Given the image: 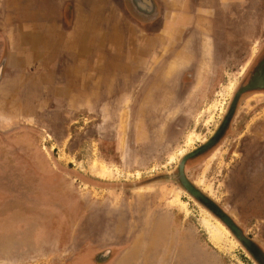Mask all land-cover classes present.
<instances>
[{
    "label": "rangeland",
    "instance_id": "rangeland-1",
    "mask_svg": "<svg viewBox=\"0 0 264 264\" xmlns=\"http://www.w3.org/2000/svg\"><path fill=\"white\" fill-rule=\"evenodd\" d=\"M256 22L261 41L264 13ZM243 67L203 70L202 82L180 75L171 90L160 87V100L155 82L98 80L46 126L34 120L28 129L2 132L37 144L10 153L41 155L47 166L33 163L37 172L23 179L10 154L0 153V264H89L81 254L94 249L110 250L111 264H260L170 176L190 158L178 180L195 181L203 197L223 206L224 219L264 257V162L251 163L264 140L255 130L264 123V96L241 103L208 156L192 151L219 124ZM158 100L157 108L148 103ZM13 226L21 234L8 235Z\"/></svg>",
    "mask_w": 264,
    "mask_h": 264
},
{
    "label": "crops",
    "instance_id": "crops-1",
    "mask_svg": "<svg viewBox=\"0 0 264 264\" xmlns=\"http://www.w3.org/2000/svg\"><path fill=\"white\" fill-rule=\"evenodd\" d=\"M154 2L183 17L188 0ZM129 4V0H0V153L10 154L7 161L21 169L23 179L37 172L34 164L42 170L47 161L41 155L10 153L11 147L37 144L1 138L2 132L28 129L37 116L39 127L46 126L52 100L68 99L72 104L73 99L84 98L97 79L121 82L151 71L154 24L151 18L133 14ZM144 49L149 54L143 69L139 61L145 58ZM46 178L42 176L43 181ZM11 229L8 235L21 234L16 227ZM45 232L46 226L35 231L36 246ZM96 251L81 255L89 264H100L93 259ZM81 259L77 263L86 264ZM109 259L105 264H111Z\"/></svg>",
    "mask_w": 264,
    "mask_h": 264
},
{
    "label": "flooded vegetation",
    "instance_id": "flooded-vegetation-1",
    "mask_svg": "<svg viewBox=\"0 0 264 264\" xmlns=\"http://www.w3.org/2000/svg\"><path fill=\"white\" fill-rule=\"evenodd\" d=\"M129 2L133 14H142L147 19L151 18L156 35L153 38V67L151 71L124 81L131 79L136 82H155L156 85H153V88L160 100L162 92L160 87L163 86L166 91L171 90V86L176 84L180 75L181 77L192 75L198 82H202L201 77L205 72H208L205 74L207 76L222 70L223 67H235L234 70L237 71L244 66L235 86L232 85L233 88L232 86L230 88L232 90L219 124L215 125L208 138L192 150L193 153H201L200 156H208L210 150L217 146L230 130L241 103L252 96H264V35L261 41L255 39V35L261 31L256 19L260 16V12L264 13L261 11V0H188L187 10L182 12L183 17H175V12L166 11L163 4H160L158 8L154 0H129ZM143 53L145 58L143 61L140 60L139 64L144 69L147 67L149 51L144 49ZM199 66H202L201 75L197 74ZM151 95L153 94H150L149 97ZM73 100L75 101V99ZM159 100L148 103L156 105L157 108ZM56 102H59L58 107ZM51 104L53 113L48 115L47 124L53 121L54 115L72 105L71 100L68 99L52 100ZM155 107L153 106L152 109ZM37 117L36 121L39 122L40 118ZM43 120L44 118H42ZM255 130L264 132V123L257 126ZM258 137H262L261 134L256 136L258 140L255 139V145L256 142L261 141ZM254 157L251 163L255 162L254 159L259 163L264 162V140ZM188 161L190 158L187 156L184 161L180 160L170 176L188 194L191 191L203 194V190L197 186L195 181L185 177L186 185H184L177 178L180 168H184ZM208 199L211 203L214 201L212 198ZM216 206L223 217L225 215L229 218V214L223 206L220 204ZM207 210L212 212L208 208ZM216 221L218 220L216 219ZM220 224L222 225V223ZM107 250L96 251L93 256L94 261L105 264L111 254Z\"/></svg>",
    "mask_w": 264,
    "mask_h": 264
},
{
    "label": "water",
    "instance_id": "water-1",
    "mask_svg": "<svg viewBox=\"0 0 264 264\" xmlns=\"http://www.w3.org/2000/svg\"><path fill=\"white\" fill-rule=\"evenodd\" d=\"M194 196L201 202L203 205H205L208 209H210L215 215L221 220L220 222H224V226L229 228V230L236 236V238L244 245V247L251 252V254L254 256V258L260 263L264 264V257L261 255V253L257 250V248L247 239H245L240 231L231 223L226 221L224 217L218 212V210L215 208L213 203L211 201L207 200L205 197H203L201 194L194 193ZM225 227V228H226Z\"/></svg>",
    "mask_w": 264,
    "mask_h": 264
},
{
    "label": "bare ground",
    "instance_id": "bare-ground-1",
    "mask_svg": "<svg viewBox=\"0 0 264 264\" xmlns=\"http://www.w3.org/2000/svg\"><path fill=\"white\" fill-rule=\"evenodd\" d=\"M219 229H220V228H219ZM221 229H223V227H222ZM221 229H220V230H221ZM220 230H219V231H220ZM219 231H218V232H219ZM224 232H225V231H224ZM226 233H227V232H226ZM217 237H219V236H217ZM215 242H216V240H215ZM216 244H217V243H216Z\"/></svg>",
    "mask_w": 264,
    "mask_h": 264
}]
</instances>
